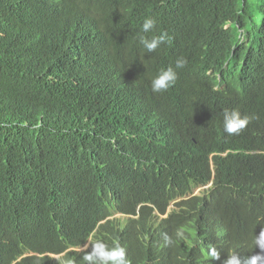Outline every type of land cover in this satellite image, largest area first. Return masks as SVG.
I'll return each mask as SVG.
<instances>
[{"label":"trees","instance_id":"1","mask_svg":"<svg viewBox=\"0 0 264 264\" xmlns=\"http://www.w3.org/2000/svg\"><path fill=\"white\" fill-rule=\"evenodd\" d=\"M225 109L252 118L239 135ZM92 232L129 264L264 251V0H0V264H57Z\"/></svg>","mask_w":264,"mask_h":264},{"label":"clouds","instance_id":"2","mask_svg":"<svg viewBox=\"0 0 264 264\" xmlns=\"http://www.w3.org/2000/svg\"><path fill=\"white\" fill-rule=\"evenodd\" d=\"M156 23L157 21L155 18L146 17L141 26V33L147 34L152 32L156 28ZM143 34H139L137 39L140 45L143 46L145 52L148 54L156 52V50L162 44L171 43L172 40L166 31H161L159 35H154L150 38ZM186 64L187 60L184 57H178L174 61V66L170 65L166 69L160 70L158 74L151 80V91L155 94L167 92L177 82V70L183 69L186 67ZM251 119L252 118L249 116H241V113L237 109H225L223 111V132L228 136L239 135L247 127ZM208 186H210V183ZM208 186L203 187L202 189L207 188ZM118 215L123 218H118ZM166 215L167 214L161 217L165 218ZM136 217L137 216L112 212L111 216H109L106 220L122 221L126 218ZM94 234L95 233L92 232L81 246L69 248L61 254H52L49 255V257H51L52 260H55L57 264H66V260L63 259L66 255V252H74L79 255L85 254L83 256V261L85 264H129V261L126 257V249L124 247L120 246L119 244L108 247L102 241H97L95 244H93L95 241V239H93ZM261 237L264 238V233H261ZM246 255L252 260L250 264H256V261L264 264V251H259L255 243H252L251 251H249ZM19 260L20 258L16 261ZM229 264H234V261H229Z\"/></svg>","mask_w":264,"mask_h":264},{"label":"rangeland","instance_id":"3","mask_svg":"<svg viewBox=\"0 0 264 264\" xmlns=\"http://www.w3.org/2000/svg\"><path fill=\"white\" fill-rule=\"evenodd\" d=\"M202 190H203L202 188H198V189L194 190L193 195H199ZM170 209H172V206L169 207V210ZM119 217H121V216L118 215V218ZM121 218H123V217H121Z\"/></svg>","mask_w":264,"mask_h":264},{"label":"bare ground","instance_id":"4","mask_svg":"<svg viewBox=\"0 0 264 264\" xmlns=\"http://www.w3.org/2000/svg\"><path fill=\"white\" fill-rule=\"evenodd\" d=\"M220 229H221V228H220ZM220 229H219V230H220ZM217 230H218V229H217ZM225 240H226V239H225Z\"/></svg>","mask_w":264,"mask_h":264}]
</instances>
